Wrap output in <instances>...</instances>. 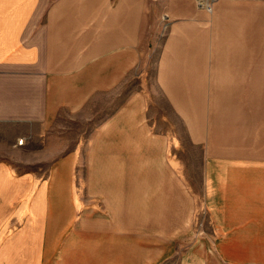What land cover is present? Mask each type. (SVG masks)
<instances>
[{
    "label": "crops",
    "instance_id": "1",
    "mask_svg": "<svg viewBox=\"0 0 264 264\" xmlns=\"http://www.w3.org/2000/svg\"><path fill=\"white\" fill-rule=\"evenodd\" d=\"M151 2L160 7L153 29L164 31L157 81L181 114H191L186 100L207 98L206 83L223 75L237 82V68H246L241 82L253 72L264 78V0H213L212 12L199 0H0V131L20 132L24 145L63 110L78 112L99 94L121 99L95 134L102 153L85 159L84 172L78 156L55 150L35 160L48 164L42 182L0 160V264H167L174 256L191 191L164 160L143 170L140 147L156 156L159 145L145 119L147 95L121 91L140 75ZM223 50L262 57L223 58ZM249 90L245 98H256ZM257 109L260 123L241 124L231 110L228 134L207 147L205 203L220 250L212 261L188 252L181 264H264V101ZM199 128L191 126L204 136Z\"/></svg>",
    "mask_w": 264,
    "mask_h": 264
},
{
    "label": "rangeland",
    "instance_id": "2",
    "mask_svg": "<svg viewBox=\"0 0 264 264\" xmlns=\"http://www.w3.org/2000/svg\"><path fill=\"white\" fill-rule=\"evenodd\" d=\"M212 1H205L206 5H202L201 0L199 3L201 6H205L206 10L212 12ZM147 12L150 13H147L143 27V58L139 69L136 70L137 72L135 71L136 73L140 72V75L129 76L121 91L127 95L134 89H140L147 95L145 119L149 123V131L157 138L159 145L156 147V156L153 155L152 149L144 145L140 147L143 170L147 169L149 165L157 168L160 161L164 160L174 166L176 176L179 181L183 182V187L188 186L191 191L187 196L190 208L189 217L185 220L182 228H177L178 230L176 229L173 234L177 238L175 254L167 264H181L183 256L187 257L188 252H190V256H192L191 252H200L209 256L212 261L214 252L217 253L220 250L221 244L212 242V218L205 203L203 172L204 160L209 154L207 147L213 142L214 134L220 132H227L228 134L231 110L234 115L233 120L238 124L246 123L249 117L251 118L247 122H261L262 109L258 110L257 108H260L264 101L260 95L261 91H264V78L261 74L253 72L252 78L249 74H242L243 82H241L238 78L246 68H237L239 74L234 76L237 77V82L224 80L228 77L223 75L221 83L214 81L206 83L207 98L186 100L188 107L185 109L191 114H181L177 106L179 100L167 97V93L162 89L156 77L157 65L161 55L160 48L164 39V31H161L160 27H156V31L153 29L154 25L159 24V20L157 22V16L160 12L159 4L157 2L149 3ZM237 21L239 20L236 18L228 19L233 30L236 28L235 23ZM243 21L246 22V19ZM254 25L255 29L260 30V17L254 19ZM255 46L259 47L260 44L255 43ZM211 54L213 55L214 52ZM247 56L260 59L262 51L223 50L222 52L223 58ZM254 69L256 71L257 68ZM212 78H217V76L214 75ZM251 85L256 98L246 99V92L250 91ZM120 101L121 99L113 94L109 96L99 94L88 106L78 112L63 110L49 130L42 132L38 137L31 138V140L25 139L24 145H20L23 143V139L19 136L20 132L0 131V160H7L9 166L17 172L16 174L29 173L30 176H40V182H42L48 173V164L35 160L41 155L53 154V150H55L56 156H78L81 159L78 170L84 172L86 170L85 159L95 151L102 153L100 147L93 145L95 134L102 125L103 119L107 118V115L118 106ZM197 101L200 102V108ZM250 101L254 102V108L250 106ZM247 107L250 110H246ZM220 125L222 130L219 131ZM191 126L200 127L199 130L204 136L198 137V131L193 132ZM255 129H260V125ZM198 138L204 140L198 141ZM59 142L61 145L56 146ZM161 147H163V151H161ZM154 157H156V163L152 161ZM156 180L158 183L165 181ZM126 181L130 183L132 180ZM78 182L82 186L85 185L84 179L80 178ZM142 182L143 185H150L148 180L143 179Z\"/></svg>",
    "mask_w": 264,
    "mask_h": 264
},
{
    "label": "built area",
    "instance_id": "3",
    "mask_svg": "<svg viewBox=\"0 0 264 264\" xmlns=\"http://www.w3.org/2000/svg\"><path fill=\"white\" fill-rule=\"evenodd\" d=\"M201 4L206 5L205 1H202V0H201ZM210 9H211V7H210ZM20 142H21V140H20ZM22 142H23V140H22Z\"/></svg>",
    "mask_w": 264,
    "mask_h": 264
}]
</instances>
